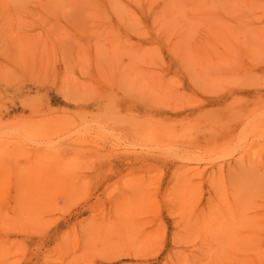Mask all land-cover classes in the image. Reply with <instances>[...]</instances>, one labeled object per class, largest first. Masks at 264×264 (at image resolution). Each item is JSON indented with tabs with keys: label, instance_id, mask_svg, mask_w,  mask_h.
Masks as SVG:
<instances>
[{
	"label": "rangeland",
	"instance_id": "374dc122",
	"mask_svg": "<svg viewBox=\"0 0 264 264\" xmlns=\"http://www.w3.org/2000/svg\"><path fill=\"white\" fill-rule=\"evenodd\" d=\"M0 264H264V0H0Z\"/></svg>",
	"mask_w": 264,
	"mask_h": 264
},
{
	"label": "bare ground",
	"instance_id": "6f19581e",
	"mask_svg": "<svg viewBox=\"0 0 264 264\" xmlns=\"http://www.w3.org/2000/svg\"><path fill=\"white\" fill-rule=\"evenodd\" d=\"M191 146V145H190ZM189 146V147H190ZM192 147V146H191ZM47 194L42 192V193H32V194H21L17 200L20 203H23L25 201H29L30 206H41V203L43 201H45V199L47 198Z\"/></svg>",
	"mask_w": 264,
	"mask_h": 264
}]
</instances>
